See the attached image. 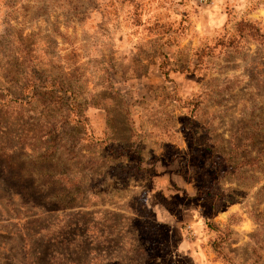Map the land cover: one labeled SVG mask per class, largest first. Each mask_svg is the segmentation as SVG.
<instances>
[{
    "label": "rangeland",
    "instance_id": "obj_1",
    "mask_svg": "<svg viewBox=\"0 0 264 264\" xmlns=\"http://www.w3.org/2000/svg\"><path fill=\"white\" fill-rule=\"evenodd\" d=\"M0 264H264V0H0Z\"/></svg>",
    "mask_w": 264,
    "mask_h": 264
},
{
    "label": "trees",
    "instance_id": "obj_2",
    "mask_svg": "<svg viewBox=\"0 0 264 264\" xmlns=\"http://www.w3.org/2000/svg\"><path fill=\"white\" fill-rule=\"evenodd\" d=\"M244 25L247 26V27H249V25H247V24H245V23H244ZM244 25H242V26H244ZM249 28H250V27H249ZM216 201L218 202V200H216Z\"/></svg>",
    "mask_w": 264,
    "mask_h": 264
}]
</instances>
